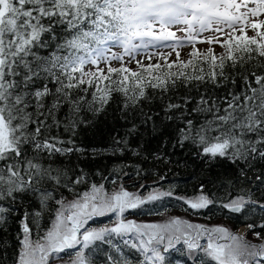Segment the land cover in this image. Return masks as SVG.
Returning a JSON list of instances; mask_svg holds the SVG:
<instances>
[{"label":"snow or ice","instance_id":"1","mask_svg":"<svg viewBox=\"0 0 264 264\" xmlns=\"http://www.w3.org/2000/svg\"><path fill=\"white\" fill-rule=\"evenodd\" d=\"M262 12L264 0H0V229L18 202L31 196L39 203V209L25 211L19 221V247L12 264H60L67 250L74 252L65 264H93L86 250L97 251V242L119 254V258L107 254L108 264H171L166 255L171 251L186 258L175 264H264V242L250 243L224 225L208 227L178 217L162 222L125 218L126 211L174 197L171 190L153 189L143 195L129 192L121 184L108 191L103 183H89L83 169L69 174L67 168L53 167L55 157L85 153L72 136L80 124L91 123L83 113L99 114L113 93L123 96L127 110L149 98L147 88L167 92L178 81L185 86L196 81L220 88L231 80L235 85L227 67L244 66L254 58L253 52L264 57V20H249ZM237 25L239 35L235 34ZM248 27L255 30V36L245 34ZM225 28L230 30L227 39L208 36L199 41L218 43L224 49L219 55L211 47L203 54L194 47L188 53L189 57H202L199 65L193 59L180 60L176 51L173 63L178 62V72L157 75L154 70L160 64L145 67L137 60L145 77L124 66V57L135 59L140 50L166 46L175 51L185 40L194 45L201 33L225 34ZM177 32L184 36L178 37ZM171 40L176 43H164ZM112 61L121 66L113 67ZM189 67L192 73L184 71ZM251 75L255 86L243 75L244 90L229 91L223 108L215 99L201 96L192 111L204 113L206 118L199 126L186 121L178 133L181 146L191 141L210 160L227 159L248 167L257 158L264 160V75ZM188 103L186 98L184 104ZM64 107L68 113L61 121L58 114ZM181 107L169 103L165 111ZM61 124L71 133L67 140L50 134L52 127ZM44 160L49 161L47 166ZM240 175H246L243 167ZM81 185H86L85 190L77 191ZM61 189L73 198L69 200L63 192L57 198ZM174 198L192 210L216 203L203 185L193 197ZM250 204L264 209V203L251 195L229 197L219 207L229 214H242ZM46 212L51 214V222L41 235L40 220ZM103 216L115 217L114 223L89 226V221ZM247 228L252 230L255 225L249 223ZM254 235L264 240L259 232ZM121 244L135 260L124 254Z\"/></svg>","mask_w":264,"mask_h":264},{"label":"trees","instance_id":"2","mask_svg":"<svg viewBox=\"0 0 264 264\" xmlns=\"http://www.w3.org/2000/svg\"><path fill=\"white\" fill-rule=\"evenodd\" d=\"M252 47L255 48V45ZM252 56L254 58L242 67L226 68L229 76L235 78V85H232L231 80L226 86L220 88L196 81L185 86L178 81L177 86H170L167 92L147 88L146 92L149 98L142 100L135 108L127 110L123 107V96L113 93L112 99L102 112L95 116L92 113H83L91 123L80 124L76 129V135L72 136L76 145L86 150L85 153L83 155L73 154L70 157H55L53 167L67 168L69 174L83 169L88 175L89 183H103L108 191H112L122 184L128 190H137L143 195L156 189L159 191L171 190L174 197H193L199 194L201 185H203L204 191L216 201L206 209H188L182 201H178L174 197H166L139 209L129 210L126 212V216L141 222L143 219L177 212L207 224L222 221L233 231L241 225L251 223L255 225V228L249 230L248 234L254 236L255 232H259L261 236H264V228L260 227L264 224V209H261L257 204L248 205L242 214H229L227 210L219 207L222 201L226 202L229 197L237 195L245 197L251 195L253 200L264 203V160L257 158L252 162L251 167L233 164L227 159L210 160L208 157L200 155L201 150L191 141H185L181 146L178 135L179 130L185 127L187 120H192L196 126L204 122L206 114L192 111L201 96L210 100L215 99L223 108L225 106L223 98L229 91L240 93L244 90V81L241 78L243 75H248L255 86L251 74L254 72L256 75H264V57H259L255 52L252 53ZM189 59H193L194 63L199 65L202 57H189L187 60ZM160 65L159 70H154L157 75L181 70L178 62L174 63L171 69L167 68V63ZM204 67L207 69V65ZM184 71L192 73L193 69L189 67ZM136 72L147 77V73H144L142 68L137 69ZM81 95L84 94L81 93ZM86 98L91 100V90ZM186 98L189 99L187 105L184 104ZM169 103L180 104L182 107L166 112L165 109ZM67 113L68 108L64 107L58 114L59 119L65 120ZM168 116H171L172 119H167ZM50 134L65 140L71 136V133L64 131L63 124L59 128L52 127ZM118 140L121 141L119 145L116 144ZM125 141L126 143H124ZM43 162L45 166L49 163L47 160ZM241 167L245 170V176L240 175ZM258 176L261 177V180L256 179ZM113 180L116 181L115 184L112 183ZM230 181L231 183H229ZM141 185L145 187L141 188ZM85 188L86 185L78 186L77 191L82 192ZM60 192H63L69 200L73 198L69 192L63 189L56 193L57 198H59ZM37 209H39L38 201L29 196L22 202H18L16 211L9 215L6 226L0 229V264H12L15 252L19 247L17 240L19 221L25 211L31 213ZM110 221H113L110 216L95 217L89 221V226L101 227ZM50 222L51 214L46 212L40 220L41 235L43 234L42 230L49 227ZM31 226L33 238H35L37 229L34 224ZM115 242L120 243L119 240ZM97 243L99 245L97 251L86 250L90 254L93 264H108L107 254L119 258V254L107 245ZM121 247L123 248L122 244ZM177 247L181 248L182 245H177ZM123 251L125 255L135 260L134 254L127 248H123ZM73 252L74 250H67L68 254L62 255L65 260H69ZM166 255L171 264H175L177 260L186 259L177 251H171Z\"/></svg>","mask_w":264,"mask_h":264},{"label":"rangeland","instance_id":"3","mask_svg":"<svg viewBox=\"0 0 264 264\" xmlns=\"http://www.w3.org/2000/svg\"><path fill=\"white\" fill-rule=\"evenodd\" d=\"M249 6L251 7L253 5H249ZM249 20L250 21H252V20H255V21L264 20V12H262L259 16H256V17L249 16ZM173 31H175V29H173ZM229 31L230 30L227 28H225V34L212 33V32L205 31V32L200 34V36L197 38V42L194 45L192 43L187 42V40H185L184 46L177 47L175 49V51L171 47H166V46H160V47H157L154 49L149 48L146 50H140L138 53L135 54V59L130 60V58L128 56H125L124 57V66L130 68L133 71H136L137 69L140 68L137 65V62H136L137 60H139L141 62V64L144 66H147L149 63H151V64L173 63L176 61V51L180 52V60L185 61L189 58L188 53L193 51V47L199 52H205V51H207V49L209 47H211V48H213V51L215 54H220L221 52H223V49L220 47V45L218 43L207 44V43H200L199 41L206 39L208 36L219 37L221 40H224V39L228 38L226 33H228ZM261 31H264V29H261ZM235 34L236 35L240 34L239 33V25H237V30H236ZM245 34L248 35L249 37H252V36H255L256 33H255V30L248 27L245 29ZM177 36L182 37V36H184V34L181 32H177ZM164 43L174 44V43H176V41L171 40V41H167ZM112 51L119 52L121 50L118 48H113ZM169 53H171V54H169ZM149 56H151V59H149ZM164 57H166V59H164ZM112 66L113 67H120L121 64L119 61H112ZM100 67L105 68V72H106L105 65L101 64ZM114 189H112V190H114ZM125 189L129 192H138L137 190L132 191V190H128L127 188H125ZM126 212L124 214L125 218L130 219L129 217L126 216ZM169 217H178L181 219H186L192 223H199V224L206 225L208 227H212L215 225H224V226L228 227L232 233L237 234V235H243L244 239L250 243L259 244V243L264 242L263 240L257 239V237L255 235L254 236L249 235L248 234L249 229L247 228V225H241L235 231H233L226 223H224L222 221H216V222H211V224L210 223L207 224L205 222L200 221L199 219L180 215L177 212L171 213V215L165 214V215L159 216V217L143 219V221H141V222H162V221L168 219ZM112 220L113 221H110L106 225L111 226L115 221V217H112ZM103 226H101V227H103ZM219 242L220 243H229L230 241L220 240ZM201 243H206V240L202 239ZM64 258L65 257H63V260L60 262V264H65V262L69 261L72 257L69 260H65Z\"/></svg>","mask_w":264,"mask_h":264}]
</instances>
